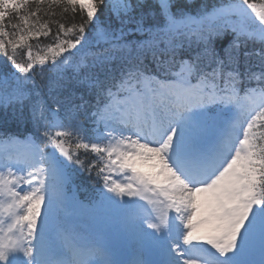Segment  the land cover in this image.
Returning <instances> with one entry per match:
<instances>
[{"label": "snow or ice", "instance_id": "1", "mask_svg": "<svg viewBox=\"0 0 264 264\" xmlns=\"http://www.w3.org/2000/svg\"><path fill=\"white\" fill-rule=\"evenodd\" d=\"M193 4L0 0V264H264V0Z\"/></svg>", "mask_w": 264, "mask_h": 264}, {"label": "trees", "instance_id": "2", "mask_svg": "<svg viewBox=\"0 0 264 264\" xmlns=\"http://www.w3.org/2000/svg\"><path fill=\"white\" fill-rule=\"evenodd\" d=\"M201 0H194V4L192 5V8L195 9V7H197L199 4H200ZM209 3H212L213 0H208ZM256 3H260L261 0H255ZM10 112H12L11 109H9V111L7 112V114H9ZM7 114L3 113V112H0V121L3 120L4 117L7 116Z\"/></svg>", "mask_w": 264, "mask_h": 264}]
</instances>
